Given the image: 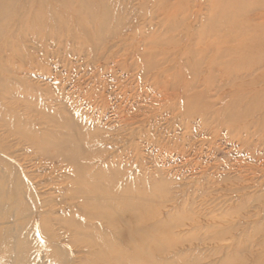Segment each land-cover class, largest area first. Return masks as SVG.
<instances>
[{
    "label": "rangeland",
    "instance_id": "1",
    "mask_svg": "<svg viewBox=\"0 0 264 264\" xmlns=\"http://www.w3.org/2000/svg\"><path fill=\"white\" fill-rule=\"evenodd\" d=\"M42 1L44 8L17 0L0 23V112L9 128H39L37 109L56 113L64 132L85 138L86 162L112 179L100 186L160 193L159 221H183L149 242L158 264H264V24L256 49L239 54L248 37L220 19L225 8L216 0H91L104 25L74 3ZM194 95L200 100L188 110L184 101ZM3 127L0 150L11 146L26 161L17 168L34 189L30 208L45 201L55 212L41 215L47 231L39 236L58 241L71 264L85 260L55 222H87L74 207L69 166Z\"/></svg>",
    "mask_w": 264,
    "mask_h": 264
},
{
    "label": "bare ground",
    "instance_id": "2",
    "mask_svg": "<svg viewBox=\"0 0 264 264\" xmlns=\"http://www.w3.org/2000/svg\"><path fill=\"white\" fill-rule=\"evenodd\" d=\"M58 1L59 0H57V2ZM42 2L43 1L41 0V2L39 3L41 7L44 4ZM58 3L59 6L57 8H68L71 7L72 3H74V8H79L81 12H85L88 20L89 18H91L100 21L102 25H104L105 23L103 18L98 17L96 14H94V11L92 10L93 6L91 0H66L65 2ZM216 3L218 4V7H220L221 5L225 8L223 15L220 19L223 18L224 21H227L228 24H231L230 27L232 28V30L238 28L236 29L237 31L235 30V33H239L240 37H243L244 39L248 37L247 42L240 49L236 48L235 52H239V54L240 52H244L243 54H245L249 50L256 49L257 45L260 44V42H257V38H259L258 35L260 36V33L263 29H261L260 27L264 24V14H256V10L258 9L257 7H259L260 9L262 8V6L260 7L258 5H264V0H216ZM16 4L17 0H0V23L1 21L7 22L9 17L11 18L10 13L12 9L16 6ZM17 16L19 17L18 14ZM56 23H58V21ZM78 29H80V27ZM19 35L21 36V34ZM188 54L190 53L188 52ZM196 62L198 63L199 61L196 60ZM229 66L225 67L228 68ZM261 67L263 66H261L259 63L255 68L261 69ZM250 68L253 67L250 66ZM202 69L204 68L202 67ZM192 76L193 75H191V77ZM214 77L216 78V75ZM182 89V93L184 94L190 91L189 86H185ZM199 100L200 95L189 96V98L185 99L184 101V103L186 104L185 108L191 110L193 104L197 103V101ZM236 102L238 103V100L234 101V103ZM27 109L28 110L26 111V114H29L30 108L28 107ZM36 112L40 116V118L37 117L36 119V123L38 124L39 128L34 129V127H32L33 124H31L30 122H25V124L23 125L18 122V124H15L14 126L9 128V119L6 118V116L4 114H1L0 112V122L2 123H0V129L2 126H4V129H8V131H10V135L12 133L18 135L22 138L25 143H28L32 147H35L39 151H41L42 154H44L49 160L59 159L62 163H65L66 166H69L67 167L69 168L68 171H70V175L68 177L70 184L69 187L71 188L72 194L74 196L75 194L73 192L77 194L79 193L78 198L80 199V201L76 203L74 207H76L79 211H84V217L87 219V222L82 223L77 221L76 219L72 220V218L68 217L57 218L55 222L60 226H64L63 228H66V231L68 230L70 232L72 244L83 247L86 251V255L88 257H86L85 260H77L76 264H158L156 262L155 253L153 252V248L155 249L156 245L151 244L149 242H153L154 239L156 240V237L161 232H164L162 234H164V237H167L168 234L165 233L167 232L168 228L167 224L169 222L179 223L182 222L183 219L179 216L176 217L175 215H173V217L169 219V222L161 220L159 221L157 217L159 211V209L157 208V200L159 199H156V196L160 193H157V191L155 193L147 194L140 188L130 190L128 189V185L121 184L122 186L120 187V189H118L119 191L115 194H112V189L110 188L111 184H105V187L100 186L103 183V180L105 182H110L112 179L109 177H105V175L100 174V172H95L89 162H86L85 157L83 156V149L81 143L85 138L81 136L78 140V138H76V135L64 132L59 123L54 121H58V115L56 113L46 112L44 109H37ZM19 120L23 121L24 119ZM50 122L55 124L51 129H49L47 126V123ZM1 152L0 264H71V261H69V259L67 260V258L63 257V250L59 247L58 241H55L54 238L52 239V241H49V239L47 241L39 236L40 229H42L43 231H47L43 227L44 225H40V221L42 220H40L39 218L42 217L41 215H47L49 213L52 214L55 212L53 209H51V207H48V203H46L45 201H43V203L40 202L41 206L37 207V209L30 208L28 202V197H30L29 188L31 189V191H33L34 189L32 188V184L31 186H28V183H26L27 181H24L23 175L19 173V168H17L19 167L18 163L20 161L22 162V164H25L26 161L24 159L22 160L20 158V155H17L15 150L12 151L11 146H6ZM95 162L97 163V160ZM150 202L151 204L155 203V205H151ZM91 221H95L97 223L94 225L91 223ZM40 226L42 227L40 228ZM58 230H60V228ZM145 233L148 235V237ZM54 236L56 238L60 237L59 235H57V233L54 234Z\"/></svg>",
    "mask_w": 264,
    "mask_h": 264
}]
</instances>
